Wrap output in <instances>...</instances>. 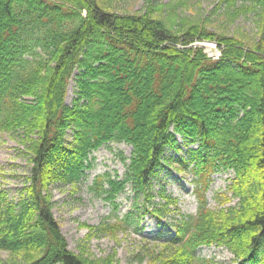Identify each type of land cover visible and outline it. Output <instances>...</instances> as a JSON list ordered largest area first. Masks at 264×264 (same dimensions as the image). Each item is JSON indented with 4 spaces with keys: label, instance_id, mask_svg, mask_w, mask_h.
Returning <instances> with one entry per match:
<instances>
[{
    "label": "trees",
    "instance_id": "trees-1",
    "mask_svg": "<svg viewBox=\"0 0 264 264\" xmlns=\"http://www.w3.org/2000/svg\"><path fill=\"white\" fill-rule=\"evenodd\" d=\"M238 1L224 0L234 18L256 13L258 43L178 19L173 5L121 14L103 0H0V132L20 135L33 166L19 201L0 188V250L9 253L1 264H122L116 249L100 257L86 243L80 253L71 250L50 192L57 181L77 185L93 167V153L115 141L133 147L130 163L123 179L98 175L99 194L115 211L128 185L145 199L123 217L87 225L88 239L92 230H138L152 214L169 219L174 235L130 264H212L198 251L214 245L238 264H264V0ZM202 41H216L222 54L195 46ZM76 70L77 97L69 105ZM168 147L187 148L179 170L195 174L196 214L181 213L164 188L154 200L152 178ZM224 171L235 176L215 209L207 191Z\"/></svg>",
    "mask_w": 264,
    "mask_h": 264
},
{
    "label": "rangeland",
    "instance_id": "rangeland-1",
    "mask_svg": "<svg viewBox=\"0 0 264 264\" xmlns=\"http://www.w3.org/2000/svg\"><path fill=\"white\" fill-rule=\"evenodd\" d=\"M103 2L110 10L121 14L145 12L150 4L173 5L176 6L178 19L188 16L194 21L205 24L209 30L218 35L237 37L247 44L258 43L262 35L255 12L241 14L234 18L232 14L234 7H230L224 0H103ZM242 3L248 5L251 1H238V5ZM167 12V6H165L164 13L167 14ZM197 43L195 46L204 47L205 52L210 56L218 58L222 54V52L213 53L204 45L212 43L218 48L216 41ZM37 51L42 53L40 48H37ZM27 58L32 59V55H27ZM78 73L79 70H76L69 84L66 97V103L69 105H72L77 97L76 76ZM67 138L69 141L73 139L72 131H69ZM179 141L183 142L181 136ZM186 149L183 147L180 151H176L173 148H167L165 152L167 161L163 162L160 172L152 178L153 194L154 200L160 202L161 198L157 193L164 188L179 199L181 213L196 214L199 204L194 190L195 174L191 170H179V160L187 155ZM132 153L133 147L126 142L115 141L105 144L93 153V167L77 185L60 181L50 185L54 201L53 213L71 250L80 253V246L86 243L91 253L100 257L116 249L120 262L130 264L135 260L137 253L144 252L146 256H149L152 251L161 249V242L174 235L173 226L167 222L169 219L159 221L152 214H147L138 230L132 228L115 235L105 232L95 234L96 230H92L94 234L90 239L87 238L90 233L87 225L100 226L106 218L114 221L116 215L123 217L130 211L135 201L138 203L144 201V195L140 194L136 199L133 187L128 185L126 190L119 194L117 198L119 206L115 211L116 206L114 207L104 196H101L94 184L95 178L105 173L123 179ZM32 167L30 155L20 135L0 132V188L5 190L11 200L19 201L22 198ZM234 176V171H224L213 175L212 183L207 191L210 207L216 209L221 206L217 194L227 191L230 180ZM236 202L237 200L225 202V205ZM198 254L212 259V264H238L230 250L219 246H204ZM8 257V252L0 250V264Z\"/></svg>",
    "mask_w": 264,
    "mask_h": 264
},
{
    "label": "bare ground",
    "instance_id": "bare-ground-1",
    "mask_svg": "<svg viewBox=\"0 0 264 264\" xmlns=\"http://www.w3.org/2000/svg\"><path fill=\"white\" fill-rule=\"evenodd\" d=\"M204 45H206V47H207L210 51H213V53H218V51L215 49L214 44H212V43H205Z\"/></svg>",
    "mask_w": 264,
    "mask_h": 264
},
{
    "label": "water",
    "instance_id": "water-1",
    "mask_svg": "<svg viewBox=\"0 0 264 264\" xmlns=\"http://www.w3.org/2000/svg\"><path fill=\"white\" fill-rule=\"evenodd\" d=\"M197 44H199V45H200L201 43H197ZM201 45H202V44H201ZM215 48H216V45H215Z\"/></svg>",
    "mask_w": 264,
    "mask_h": 264
}]
</instances>
